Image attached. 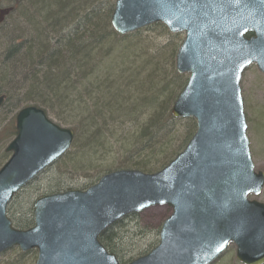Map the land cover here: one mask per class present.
Segmentation results:
<instances>
[{"label":"water","instance_id":"obj_1","mask_svg":"<svg viewBox=\"0 0 264 264\" xmlns=\"http://www.w3.org/2000/svg\"><path fill=\"white\" fill-rule=\"evenodd\" d=\"M9 10H0V17ZM153 23L184 33L175 69L189 76L170 113L193 118L194 134L156 172L113 170L85 190L38 197L33 225L17 229L7 216L14 195L73 141V131L43 109H19L15 136L4 150L10 155L0 167V254L18 247L36 250L34 264H121L100 243V234L127 215L169 205L158 243L126 264H212L228 243L240 264H264V204L247 198L260 193L264 173L254 170L240 89L250 65L264 75V3L115 0L110 24L116 33Z\"/></svg>","mask_w":264,"mask_h":264},{"label":"trees","instance_id":"obj_2","mask_svg":"<svg viewBox=\"0 0 264 264\" xmlns=\"http://www.w3.org/2000/svg\"><path fill=\"white\" fill-rule=\"evenodd\" d=\"M1 1L11 8L4 17L11 27L0 33L6 104L0 112L12 116L0 141L15 135L20 108L39 107L74 132L70 149L53 166L63 167L65 181V175L92 173L90 185L112 167L155 172L185 146L195 121L172 117L170 108L186 75L176 72L168 47L153 46L148 37L149 30L165 31L164 25L116 34L110 25L114 0ZM6 159L3 148L0 166ZM122 220L99 236L110 253L124 240L116 230ZM18 222L24 229L33 223Z\"/></svg>","mask_w":264,"mask_h":264},{"label":"rangeland","instance_id":"obj_3","mask_svg":"<svg viewBox=\"0 0 264 264\" xmlns=\"http://www.w3.org/2000/svg\"><path fill=\"white\" fill-rule=\"evenodd\" d=\"M5 7H8L7 2L0 0V9ZM9 20L10 18H3L0 21V33L4 34L8 28L11 27L8 23ZM148 37L152 42L151 45L160 48L168 47L174 61L175 53L184 34L170 33L167 29H165V31L159 30L156 32L154 29L151 31L149 30ZM3 52L4 49L2 48L0 54L3 55ZM185 77L187 78V75ZM240 87L247 122L246 134L250 144L251 158L254 162L255 169L264 172V76L259 73L255 65L250 66L243 73ZM5 105H2L1 108L6 109ZM3 113H6V111L3 110L0 112V133L3 129L8 127V121L12 116L11 113H6L2 116ZM49 119L60 126L70 127L54 118L49 117ZM12 138L13 137H10L8 140L0 141V153H2L3 148ZM108 161L109 158L106 156L104 163H108ZM62 169L63 167L61 165H59L57 169L52 165L26 185L13 198L8 206L7 213L15 228L24 229L19 226L18 221L27 222L30 218L32 219V217H29L26 213L30 210L29 213L32 214V204L38 197L53 193L56 189H84L90 185L94 179L90 177L92 173L90 174L89 172L86 173V175L90 174V178L86 176L71 177L70 175H65V181L63 176H60V172L64 175V170ZM111 170L115 169L112 167ZM249 198H255L264 203V186L259 195H250ZM170 212L171 207L169 205L151 206L138 213L126 216L120 222V225L116 230L118 233L121 232L122 239L124 240L118 245V248H116L115 255L121 264H126L127 262L146 254L158 243L160 226ZM19 251L17 248H13L2 253L0 255V264L12 263L19 257L20 260L18 263L20 264H34L36 259L35 250L22 252L24 254L23 257L19 256L21 252ZM234 254L235 247L230 244L215 264H239L236 261Z\"/></svg>","mask_w":264,"mask_h":264},{"label":"snow or ice","instance_id":"obj_4","mask_svg":"<svg viewBox=\"0 0 264 264\" xmlns=\"http://www.w3.org/2000/svg\"><path fill=\"white\" fill-rule=\"evenodd\" d=\"M236 3H239V0H235ZM261 3H264V0H261Z\"/></svg>","mask_w":264,"mask_h":264}]
</instances>
